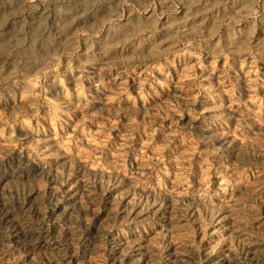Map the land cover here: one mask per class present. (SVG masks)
Returning <instances> with one entry per match:
<instances>
[{
    "label": "rangeland",
    "instance_id": "rangeland-1",
    "mask_svg": "<svg viewBox=\"0 0 264 264\" xmlns=\"http://www.w3.org/2000/svg\"><path fill=\"white\" fill-rule=\"evenodd\" d=\"M0 264H264V0H0Z\"/></svg>",
    "mask_w": 264,
    "mask_h": 264
}]
</instances>
